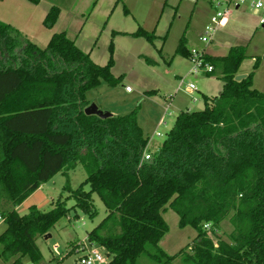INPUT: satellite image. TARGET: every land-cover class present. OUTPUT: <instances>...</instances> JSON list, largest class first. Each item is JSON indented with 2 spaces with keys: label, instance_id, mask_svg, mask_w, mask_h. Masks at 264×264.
Listing matches in <instances>:
<instances>
[{
  "label": "trees",
  "instance_id": "trees-1",
  "mask_svg": "<svg viewBox=\"0 0 264 264\" xmlns=\"http://www.w3.org/2000/svg\"><path fill=\"white\" fill-rule=\"evenodd\" d=\"M58 15L51 7L43 26L52 28ZM133 36L153 38L141 29ZM112 53L110 42L108 61L99 66L63 32L41 49L0 21V261L42 264L36 239L71 209L93 220L96 195L106 214L87 241L104 250L108 264H142V257L171 264L178 256L181 264H264V94L253 89V71L234 80L247 59L245 47L207 57L214 69L208 76L223 82L220 94L203 96L200 111H181L148 161L137 109L107 119L84 114L89 90L121 81L111 73ZM175 54L189 56L183 36ZM77 165L87 174L77 189L64 186L67 196L48 211L31 205L17 213L55 174ZM166 206L179 228L196 231L189 253L169 256L158 246L168 232ZM225 220L232 227L227 241L217 235Z\"/></svg>",
  "mask_w": 264,
  "mask_h": 264
},
{
  "label": "rangeland",
  "instance_id": "rangeland-1",
  "mask_svg": "<svg viewBox=\"0 0 264 264\" xmlns=\"http://www.w3.org/2000/svg\"><path fill=\"white\" fill-rule=\"evenodd\" d=\"M96 1L92 0L90 6L83 12V20L87 18ZM12 2L14 0H4L3 3L0 1V11L6 13L15 10L23 16L24 11L20 12L19 5ZM98 3L99 7L100 5L108 7L111 18L105 25L107 30L102 34L97 33L93 39H89L88 36L92 31L84 30L83 52H89L90 59L95 64L103 66L108 61L109 45L112 42L111 73L114 77H121V81L114 88L102 82L99 87L86 93V99L89 105H95L99 111L112 116L125 115L137 109L138 125L144 136L149 138L147 154L152 156L159 149L181 110L200 111L203 109V96L215 98L222 90L223 82L218 76L189 73L191 68L189 58L175 54L182 36L187 50L192 48L204 50L206 54L214 57L225 56L230 47L244 46L247 59L240 65L238 73H241L240 75L251 73L255 59H260L259 70L254 71L253 89L264 92L262 87L264 28L259 24L262 14L255 15L249 7L230 10L224 26L215 34L213 41L204 45L199 41V37L204 27L210 23V17L215 11L211 0H99ZM41 7L40 5L37 9ZM34 15L29 26L38 36L34 43L44 49L47 41L45 42V39L40 41V37L43 33H48L47 28L43 26L45 16L39 19L38 14ZM62 22L63 27L65 21ZM104 24L102 22L100 26ZM116 29L124 30L126 34L114 35L112 30ZM139 29L153 35L150 42L144 37L133 36ZM188 84H193L197 91L186 93L185 86ZM126 87L130 92H126ZM149 91H154V94H147ZM191 98L198 100L193 103ZM156 132H159L160 136H156ZM86 177V171L80 165L68 171L67 175H64L63 171L58 172L42 185L39 194L36 193L34 199L43 198L42 201L38 200V208L42 211L50 210L51 202L56 201L59 196L63 198L67 196L63 191L64 186L68 185L70 189L75 190ZM92 199L98 213L93 220L88 219L81 210L71 209L45 236L36 239L43 256L42 264H74L77 254L71 253L66 256L67 252L79 243L87 244L88 233L106 214L99 198L93 195ZM66 206L72 207L73 201L68 200ZM26 212V206L22 205L17 209L20 215ZM162 217L168 226V232L159 242V248L169 256L178 255L181 251L189 253L188 248L194 243L196 231L191 227L179 228L178 216L167 206ZM3 230L4 225H1L0 234ZM231 231L230 223L225 220L221 223L217 235L227 241V235ZM93 247L104 253L100 247L96 245ZM140 263L150 264L143 257ZM181 263V256L171 262ZM0 264L4 263L0 261Z\"/></svg>",
  "mask_w": 264,
  "mask_h": 264
},
{
  "label": "crops",
  "instance_id": "crops-1",
  "mask_svg": "<svg viewBox=\"0 0 264 264\" xmlns=\"http://www.w3.org/2000/svg\"><path fill=\"white\" fill-rule=\"evenodd\" d=\"M0 1L1 3L4 2V0H0ZM91 1L92 0H40L37 5H33L27 0H14V2L17 5H19V7L21 8L20 12L24 11V15L21 16L15 10H11L10 12L7 11L6 13L0 11V20H3L5 23L10 24L14 26L15 28H17L33 44H35L34 40L37 39L36 37L38 36H36L35 32L32 31V29H30V26H29L30 21L33 20L32 17L35 16L34 14H38L39 19H40V17L46 16L47 12L49 11L51 7H57L59 9V15H58L57 21L52 28L47 29L48 30L47 34L43 33L41 35L40 41H44L45 39V42L47 41L46 43H48L52 34L63 32L65 33L66 37L74 41L75 45L83 52L85 51V48H83V46L85 45V42L82 41V35H84V30L87 29V32L92 31L91 34L89 33L90 35L88 36H89V39H93L97 35V33L102 34L107 30L105 25L106 23L109 22L111 18V13H109L108 7L106 8V6L104 5H100L99 7V3H98L99 0H97L92 5L87 18H84L83 20V17H84L83 12L90 6L89 4ZM40 5L42 6L41 9H37L39 8ZM62 21H65V25L63 27L61 25ZM102 22L105 23L104 26L103 25L100 26ZM112 33H114V35L126 34L124 30H120V29L112 30ZM112 33L111 35L114 36ZM87 46H89V44L86 45V47ZM87 54H89V52ZM259 66H260V63H259ZM258 70H259V67L256 70H252L253 78H254V71H258ZM240 74L241 73H238L237 75H240ZM262 87L264 89V85ZM41 189H42V186L37 191H35L31 196H29L17 209L22 207V205L26 206L27 208L31 205H35L39 207L37 202L38 200L42 201L43 198L42 199L39 198L38 200L34 198L36 196V193L39 194L38 192ZM41 196L42 195H40V197Z\"/></svg>",
  "mask_w": 264,
  "mask_h": 264
},
{
  "label": "built area",
  "instance_id": "built-area-1",
  "mask_svg": "<svg viewBox=\"0 0 264 264\" xmlns=\"http://www.w3.org/2000/svg\"><path fill=\"white\" fill-rule=\"evenodd\" d=\"M211 3L215 8L214 14L210 17V23L204 27L203 32L199 37V41L204 45L210 44L213 41L215 34L221 27L224 26L226 17L230 10H237L244 6L249 7L255 15L259 13L262 14L259 24L262 28H264V0H211ZM188 52V58L191 63L189 73L208 76L213 72V66L207 61V57L209 55L206 54L204 50L192 48L191 50H188ZM185 88V92L188 94L197 91L193 84H188L185 86ZM126 92H130L128 87H126ZM191 99L193 103L197 102L198 100L196 98ZM155 134L156 136H160L159 132H156ZM150 159L151 155L145 152L143 160L148 161ZM3 221L4 220L0 215V226L3 225ZM204 229L209 230V226L205 225ZM214 245H217L216 241L214 242ZM74 253L77 254L74 264L109 263V259L106 254H102L99 250L93 247V244H89L88 242L87 244L79 243L78 246L76 245Z\"/></svg>",
  "mask_w": 264,
  "mask_h": 264
},
{
  "label": "water",
  "instance_id": "water-1",
  "mask_svg": "<svg viewBox=\"0 0 264 264\" xmlns=\"http://www.w3.org/2000/svg\"><path fill=\"white\" fill-rule=\"evenodd\" d=\"M247 75H237L234 80L239 82L246 78ZM84 114L87 116H97L100 119L110 118L112 115L107 112H101L97 109L95 105H89L84 109ZM49 237V236H47Z\"/></svg>",
  "mask_w": 264,
  "mask_h": 264
}]
</instances>
